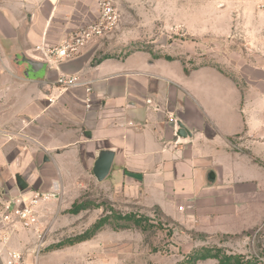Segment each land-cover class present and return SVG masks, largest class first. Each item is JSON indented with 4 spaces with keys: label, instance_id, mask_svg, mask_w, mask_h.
<instances>
[{
    "label": "crops",
    "instance_id": "1",
    "mask_svg": "<svg viewBox=\"0 0 264 264\" xmlns=\"http://www.w3.org/2000/svg\"><path fill=\"white\" fill-rule=\"evenodd\" d=\"M96 4L0 0V190L54 195L37 207V230L0 225V264L9 252L30 261L46 210L80 201L90 183L181 226L192 217L205 234L249 231L264 216V61L234 77L146 51L94 63L108 36L55 64L48 50L97 20ZM61 74L92 82L89 108L83 89L57 87ZM102 152L113 161L98 182Z\"/></svg>",
    "mask_w": 264,
    "mask_h": 264
},
{
    "label": "rangeland",
    "instance_id": "2",
    "mask_svg": "<svg viewBox=\"0 0 264 264\" xmlns=\"http://www.w3.org/2000/svg\"><path fill=\"white\" fill-rule=\"evenodd\" d=\"M109 1L119 21L98 58L144 50L181 59L190 68L220 66L233 77L246 65L264 61V0ZM252 174L259 178L261 172L254 168ZM80 197L89 208L76 215L68 213L69 202L46 210L31 260L22 253L23 264H189L192 255L210 248L264 264V216L249 231L205 234L192 217L181 226L156 207L120 198L95 183ZM126 215L139 218L141 227L118 219ZM103 217L109 218L106 227L91 239L69 243Z\"/></svg>",
    "mask_w": 264,
    "mask_h": 264
},
{
    "label": "built area",
    "instance_id": "3",
    "mask_svg": "<svg viewBox=\"0 0 264 264\" xmlns=\"http://www.w3.org/2000/svg\"><path fill=\"white\" fill-rule=\"evenodd\" d=\"M99 16L94 22L79 27L61 46L48 50V57L60 64L77 56L82 49L96 40L109 36L117 27L119 15L114 4L109 0H96ZM56 85L61 91L81 88L85 92L84 104L90 107L92 82L82 79L79 75L61 74L56 79ZM54 195L47 193H32L30 196L19 194L5 197L0 190V225L8 232L17 229H35L39 224L37 207L41 202L48 201ZM6 264H23L19 253L9 252Z\"/></svg>",
    "mask_w": 264,
    "mask_h": 264
},
{
    "label": "trees",
    "instance_id": "4",
    "mask_svg": "<svg viewBox=\"0 0 264 264\" xmlns=\"http://www.w3.org/2000/svg\"><path fill=\"white\" fill-rule=\"evenodd\" d=\"M139 51H144V50H139ZM148 52V51H146ZM132 53V52H130ZM151 53V52H150ZM129 54V53H128ZM126 54V55H128ZM152 54V53H151ZM125 55V56H126ZM112 56L108 55H103L100 58L96 59L94 63H99L104 59H108ZM157 57V56H154ZM159 57V56H158ZM166 60L172 61V58L168 56H164ZM186 69V73H187ZM89 206L87 205V202H81V201H76L71 205V208L68 210L69 214L76 215L80 213L81 211L87 210ZM119 220L126 221L128 223L134 224L136 227H141V220L139 218H135L131 215H126V216H119ZM109 218L108 217H103L96 221L90 231H87L80 237L76 238L75 240L70 241L69 243L72 245L74 243H79L82 241H86L91 239L98 231H101L104 229L108 222ZM123 228L128 229V226H124ZM204 250L203 252H197L196 254L192 255L189 264H196L198 261H206V260H215L218 262V264H257L256 261H243L241 260L240 256L236 255H227L224 254L223 251L220 248H210V249H202ZM264 257V254H263Z\"/></svg>",
    "mask_w": 264,
    "mask_h": 264
},
{
    "label": "water",
    "instance_id": "5",
    "mask_svg": "<svg viewBox=\"0 0 264 264\" xmlns=\"http://www.w3.org/2000/svg\"><path fill=\"white\" fill-rule=\"evenodd\" d=\"M112 161H113V154L110 152H102L99 155L92 169L93 176L96 178L98 182L103 181L107 177L111 169Z\"/></svg>",
    "mask_w": 264,
    "mask_h": 264
}]
</instances>
